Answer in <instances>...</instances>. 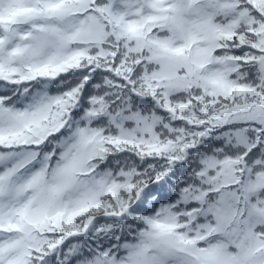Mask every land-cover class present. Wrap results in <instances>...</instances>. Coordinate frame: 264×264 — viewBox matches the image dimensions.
Returning <instances> with one entry per match:
<instances>
[{"label":"snow or ice","instance_id":"snow-or-ice-1","mask_svg":"<svg viewBox=\"0 0 264 264\" xmlns=\"http://www.w3.org/2000/svg\"><path fill=\"white\" fill-rule=\"evenodd\" d=\"M0 264H264V0H0Z\"/></svg>","mask_w":264,"mask_h":264}]
</instances>
